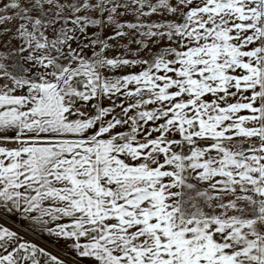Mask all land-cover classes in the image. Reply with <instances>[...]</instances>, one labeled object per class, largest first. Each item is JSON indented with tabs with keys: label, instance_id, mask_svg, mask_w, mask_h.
<instances>
[{
	"label": "snow or ice",
	"instance_id": "snow-or-ice-1",
	"mask_svg": "<svg viewBox=\"0 0 264 264\" xmlns=\"http://www.w3.org/2000/svg\"><path fill=\"white\" fill-rule=\"evenodd\" d=\"M0 264H264V0H0Z\"/></svg>",
	"mask_w": 264,
	"mask_h": 264
}]
</instances>
